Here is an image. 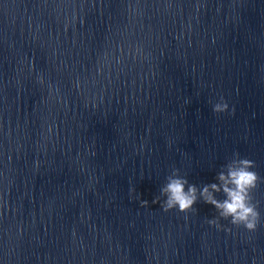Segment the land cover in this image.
Instances as JSON below:
<instances>
[{"label":"water","instance_id":"obj_1","mask_svg":"<svg viewBox=\"0 0 264 264\" xmlns=\"http://www.w3.org/2000/svg\"><path fill=\"white\" fill-rule=\"evenodd\" d=\"M0 264H264V0H0Z\"/></svg>","mask_w":264,"mask_h":264},{"label":"clouds","instance_id":"obj_2","mask_svg":"<svg viewBox=\"0 0 264 264\" xmlns=\"http://www.w3.org/2000/svg\"><path fill=\"white\" fill-rule=\"evenodd\" d=\"M250 167L248 161H242L239 170L229 169L228 176L220 175L219 179L223 184V191L228 199L223 203L214 200L205 188L202 195L207 202L214 204L221 210V214L225 217L231 216L233 223H245L249 229L254 227L250 218L254 219L256 213L247 202V191L254 186L255 174L247 171ZM232 185V187H229ZM184 182L180 180L171 181L163 192L168 195V207L178 205L180 210L189 208L195 200V189L190 188L188 193L184 192ZM213 191H220L216 185H212Z\"/></svg>","mask_w":264,"mask_h":264}]
</instances>
